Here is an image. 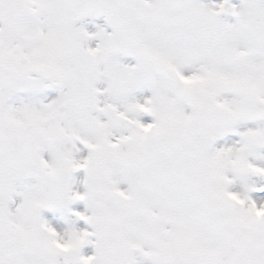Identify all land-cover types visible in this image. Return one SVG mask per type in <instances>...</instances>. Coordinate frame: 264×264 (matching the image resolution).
<instances>
[{
  "label": "snow or ice",
  "instance_id": "1",
  "mask_svg": "<svg viewBox=\"0 0 264 264\" xmlns=\"http://www.w3.org/2000/svg\"><path fill=\"white\" fill-rule=\"evenodd\" d=\"M0 264H264V0H0Z\"/></svg>",
  "mask_w": 264,
  "mask_h": 264
}]
</instances>
